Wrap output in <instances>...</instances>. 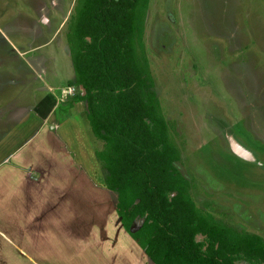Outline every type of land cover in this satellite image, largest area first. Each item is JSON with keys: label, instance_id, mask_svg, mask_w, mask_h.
<instances>
[{"label": "rangeland", "instance_id": "obj_1", "mask_svg": "<svg viewBox=\"0 0 264 264\" xmlns=\"http://www.w3.org/2000/svg\"><path fill=\"white\" fill-rule=\"evenodd\" d=\"M75 2L0 0V227H13L11 203L21 192L15 225L33 228L34 254L45 264H152L120 224L95 157L102 142L75 99L82 89L69 87ZM148 7L149 92L179 147L175 165L199 209L264 239V0H150ZM229 136L251 161L231 151ZM10 259L1 245L0 264Z\"/></svg>", "mask_w": 264, "mask_h": 264}, {"label": "trees", "instance_id": "obj_2", "mask_svg": "<svg viewBox=\"0 0 264 264\" xmlns=\"http://www.w3.org/2000/svg\"><path fill=\"white\" fill-rule=\"evenodd\" d=\"M150 0H76L66 43L104 183L152 264H264V239L199 209L156 95L144 46ZM140 225L132 230L135 222ZM202 237L201 241L197 237Z\"/></svg>", "mask_w": 264, "mask_h": 264}, {"label": "crops", "instance_id": "obj_3", "mask_svg": "<svg viewBox=\"0 0 264 264\" xmlns=\"http://www.w3.org/2000/svg\"><path fill=\"white\" fill-rule=\"evenodd\" d=\"M51 98V96H50ZM52 103V101H51ZM53 104L50 105V108L52 107ZM51 111V110H50ZM44 119L47 118V115H44ZM42 128L35 130L32 134V138L29 140L33 141L36 138H38L41 135V130ZM81 129V128H80ZM41 130V131H40ZM79 131V130H78ZM46 132V131H45ZM82 133V132H81ZM52 134V133H51ZM45 136H48V133L46 132ZM47 138V137H46ZM47 144V143H45ZM49 147V145H47ZM22 147H25V144L23 146H20L18 149L15 150V152H13V154L11 156H9L6 159V162L4 161V165H7V163H11L10 159L16 155V152L20 151L22 149ZM21 148V149H20ZM50 148V147H49ZM51 150V149H50ZM62 151V150H59ZM73 166V165H71ZM16 168V167H14ZM28 174V173H27ZM63 175H59L57 176L58 179H61ZM28 175H26L24 173L23 176H21L20 179H16L18 180L17 183L21 184L23 179H27ZM15 180V179H14ZM36 179H34L35 182ZM28 181H30V179H28ZM15 181H13L12 183H14ZM36 183H41L40 181L36 182ZM1 186V185H0ZM22 189V192L24 191L23 187H20ZM27 188V187H26ZM24 193V192H23ZM24 199V197L22 196L21 192H18L17 194V200H14V203L12 202L11 205H13V218H12V222H14V225L12 228L10 227H5L3 225H1L0 227V246H7L9 248V252L11 255V259H10V264H21L27 261L30 264H45V263H50L51 261H49L47 259L46 256H38L36 254H34V251H36V246L35 243L33 241H31V238H33L34 236V230L33 228H25V232L24 229H22V227L17 226L16 227V221L17 219L20 221V215L18 214L19 209H20V200ZM4 205V200L3 198L0 199V206ZM17 215H19L20 217H17ZM30 215L32 217V212H30ZM33 218V217H32ZM27 223H29L27 221ZM31 224H29L28 226H31ZM44 252V251H42ZM44 255V254H42ZM40 259L39 261L37 259Z\"/></svg>", "mask_w": 264, "mask_h": 264}, {"label": "water", "instance_id": "obj_4", "mask_svg": "<svg viewBox=\"0 0 264 264\" xmlns=\"http://www.w3.org/2000/svg\"><path fill=\"white\" fill-rule=\"evenodd\" d=\"M83 91V89H82ZM227 141H228V145L231 149V151L236 155L238 156L239 158L245 160L246 157L244 156V154L246 155L245 151L244 150H248L246 147H244L239 141H237L235 139V141L237 142V144L230 138L228 137L227 138ZM244 156V157H243Z\"/></svg>", "mask_w": 264, "mask_h": 264}, {"label": "bare ground", "instance_id": "obj_5", "mask_svg": "<svg viewBox=\"0 0 264 264\" xmlns=\"http://www.w3.org/2000/svg\"><path fill=\"white\" fill-rule=\"evenodd\" d=\"M230 137V136H229ZM233 141H234V139L232 138V137H230ZM236 144H237V142L236 141H234ZM238 145V144H237ZM245 151V150H244ZM245 153H246V155L244 154V156L246 157V160H249V161H251L252 160V158H251V155L247 152V151H245ZM243 156V157H244Z\"/></svg>", "mask_w": 264, "mask_h": 264}, {"label": "built area", "instance_id": "obj_6", "mask_svg": "<svg viewBox=\"0 0 264 264\" xmlns=\"http://www.w3.org/2000/svg\"><path fill=\"white\" fill-rule=\"evenodd\" d=\"M81 88V87H80ZM82 89V88H81ZM67 93V92H66ZM68 93H70V90H68Z\"/></svg>", "mask_w": 264, "mask_h": 264}]
</instances>
